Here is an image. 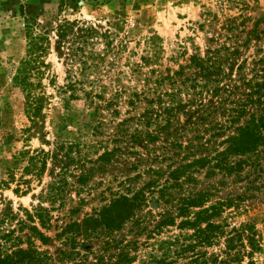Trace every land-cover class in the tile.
<instances>
[{"label":"rangeland","instance_id":"obj_1","mask_svg":"<svg viewBox=\"0 0 264 264\" xmlns=\"http://www.w3.org/2000/svg\"><path fill=\"white\" fill-rule=\"evenodd\" d=\"M59 1L0 0V178H6V168H13L16 180L29 179L28 188L23 184L19 191H15L16 180L0 184V244L11 247L16 243L13 237L17 236L23 240L21 247H26L29 231L26 227L20 229V223L32 224L27 212L35 214L42 207L48 209L52 217L50 228L39 227L50 240L42 244L34 239L38 250L45 251L46 259L42 264H72L74 261L88 264L100 258L112 262L116 259L114 254L132 240L138 250L144 252L150 249L149 243L154 245L157 241L158 245L161 240L179 238L172 246L179 251L181 241L191 240L188 236L193 229L180 228L178 223L186 216L192 218L194 211L190 208L180 212L179 207L186 204L185 199L196 189L213 185L217 192L211 199L234 198V205L225 209L219 219L228 225L227 230L238 229L241 242L235 241L236 247L232 250L226 248L225 237L211 246L202 244L191 250L186 247L185 251L175 254L172 264H187L194 252L202 255L203 264H210L212 256L226 258L228 251L237 257L236 264H249V260L253 264H264V170L261 167H244L240 178L239 174L222 178L221 174L208 176L205 168L197 172L191 166L185 168V174L171 180L169 173L179 164L177 162L193 159V149H169L165 134L151 143L133 142L129 138V132L141 126L136 122L145 107L162 111L158 117L166 116L163 104L170 102V93L178 87L185 101V86L193 85L196 79L200 84L204 82L206 77L200 75L196 67L182 70L179 67L189 65L188 57L192 53L203 56L207 50L225 53L224 48L234 49L233 53L225 54L230 61L224 62L223 73L235 80L225 78L221 87L237 85L239 91H249L246 83L250 78L264 82V0H83L79 9L62 13ZM27 15H35L44 25H55L65 15L78 19L83 27L108 31L114 43L120 44L119 51L109 53L105 61L110 67L111 83L119 85L126 93L140 92L147 87L153 92L152 88L156 87L153 95L161 92L162 102L154 101L149 105L140 101L134 108L123 103L115 113L114 106L97 108L85 99L65 98L58 91L64 84L66 67L51 45L45 57L49 65L42 79L48 97L38 124L31 126L24 112L23 96L11 84V76L25 54ZM232 18L234 24L230 25L228 21ZM258 19L257 29L250 31ZM141 56L148 57L147 63ZM135 64L142 65L138 74H132ZM158 79L161 82L157 84ZM104 83L109 85V78ZM193 90L195 88L191 87L189 92ZM258 95L254 94V99ZM221 97V94L214 98L196 94V102L173 110V126L190 127L187 122L193 118L181 112L201 106L200 98L206 103L205 107L210 108ZM254 107L257 105H250L248 112ZM126 118L132 119L125 124L121 122ZM224 118L217 116L220 122ZM244 120L241 118L240 123ZM120 123L129 130L121 132ZM180 132L179 142L183 145L204 141L209 136L208 132L199 135L203 138H194L193 131ZM222 147L224 145L219 146ZM105 150L112 152L106 159H98ZM22 151L27 153L20 155ZM30 154L40 157L45 154L47 158L46 167L38 176H34L31 169L23 170ZM262 156L259 161L264 165ZM140 188L146 193L147 201L120 228L108 231L98 224L86 233V224L80 228L73 226L70 229L73 240L61 233V228L69 221L81 224L88 215L97 214L120 195L130 197ZM53 191L60 193V197L52 199L49 195ZM162 215L175 216V224L164 226L156 234L153 226ZM135 220H143L146 230L136 233ZM35 222L38 223L37 219Z\"/></svg>","mask_w":264,"mask_h":264},{"label":"trees","instance_id":"obj_2","mask_svg":"<svg viewBox=\"0 0 264 264\" xmlns=\"http://www.w3.org/2000/svg\"><path fill=\"white\" fill-rule=\"evenodd\" d=\"M82 2L83 0H60L59 10L61 13L77 10L81 7ZM233 20L234 18L230 19L228 23L230 25L234 24ZM259 21L260 19L253 24L250 31L257 29ZM24 27L25 54L19 60L11 76V84L18 88L23 96L24 112L31 126L38 124V119L48 97L43 90L42 79L45 69L49 65L45 57L49 54L51 45L54 47L57 57L62 59L66 67L64 84L59 86L58 91L65 98L85 99L89 103L95 104L97 108L114 106L113 111L115 113L118 112V107L123 103L134 108L135 104L140 101H145L149 105H152L154 101L157 104L162 102L161 92L157 96L153 95L156 92V87L152 88L153 92H151V88L147 87L146 90L140 92L133 90L126 93L125 89L111 83L110 67L105 61L109 53L119 51L120 44L114 43L108 31H101L92 26L83 27L78 19H70L65 15L55 25L41 24L35 15H27ZM224 49L225 53H219L220 50H207V54L203 56L198 52L190 54L188 57L189 65H180L179 67L181 70L184 67H196L199 74L206 77L204 82L200 84L199 79H196L197 81L193 80V85L185 86L184 94H187L185 101H183L182 91L178 87L177 92L170 93V102L163 104V112L166 116L158 117L159 113L163 114L162 111L160 112L154 107L149 109L145 107L144 111L138 114L139 118L136 122L141 126H136L132 129V132H129V138L133 142L145 141L151 143L159 140L161 134H165L164 141H168L169 149H193V159L186 162H177L179 164L169 173L171 180L173 178L177 179L183 173L185 174V168L191 166L197 172L205 168V174H208V176L221 174L222 178L231 174H239L247 166L261 167L264 170V165L259 161L260 155L264 156V75L262 77L263 83L255 78L248 80L246 85L249 86V91H239L237 85L221 87V82L225 78L229 81L235 80L223 73L224 62L229 60L225 57V54L233 53L234 49L232 51L229 48ZM235 49V51L238 50L237 47ZM140 59L144 63L149 60L148 57L144 56H141ZM140 66L142 65L135 64L134 68H131L132 74H138ZM238 66L240 67V64ZM107 78H109V85L104 83ZM160 82L161 79L156 81L157 84ZM191 87L195 90L190 93ZM256 93L259 95L254 99ZM150 94H152V97H149ZM196 94L208 95L210 98L221 94L222 97L210 108L205 107L206 103L203 104V99L200 98L199 103L201 106L196 107L194 110L190 109V112H181L189 114L193 118L187 122L190 127L181 124L173 126L174 122L171 121L173 110L196 102L198 100ZM255 104L257 107L248 112V107ZM217 116H225L223 122L218 121ZM131 117H134V115ZM241 118L245 119L242 123H240ZM131 119L126 118L121 122L127 123ZM120 125H122L120 127L121 132L129 130L123 127L122 123ZM228 130H231V132L226 133ZM180 131H193L195 133L194 138H203L199 135L208 132L209 136L204 141L198 143L190 141L188 145H183L179 142V137H182ZM217 137L223 139L218 140ZM221 145H224V147L219 148ZM111 152L105 150L98 159H106ZM25 153L27 151L19 152L20 155ZM197 153L201 155L195 157ZM38 158H40L39 161ZM154 158L156 159L158 156ZM161 159L165 158L161 157ZM26 160L27 165L23 167V170L30 171L31 169L34 176L40 175L46 167L47 158L45 154H42L41 157L37 154H30ZM152 171L154 172V169ZM238 178H240V174ZM8 180H16L13 168H6V178L1 177L0 184H5ZM28 182L29 179L24 177L17 179L15 191L22 190L23 184L28 188ZM215 192L217 190L213 185L202 190L196 189L194 193L187 196L188 198L185 199L186 204L179 207L180 212L190 208L194 209L192 218L186 216L178 223L180 228L190 226L193 229V233L188 236L191 240L188 243L181 241V247H178L180 248L179 251H185L186 247L191 250L202 244L211 246L222 237H225L226 248L232 250L236 247L235 241L237 243L241 240V233L238 232V229L233 227L227 230L228 225L219 219L225 209L234 205V198L229 196L222 199L217 196V199H211L216 195ZM145 195L146 193L142 188L133 191L130 197L120 195L111 205L103 206L97 214L88 215L82 220L81 224L76 221H69L61 228V233H66L67 239L73 240L75 237L70 232L73 226L80 228L86 224L87 226L84 228L86 233L98 224H101L108 231L118 229L126 220L134 216L135 210L140 209L146 203L147 197ZM49 196L54 199L60 197V193L53 191ZM51 218L49 210L46 208L39 207L35 214L27 212V219L32 224L25 221L20 223V229L26 227L29 231L26 234L27 246L21 247L23 240L17 236L13 237L12 240H16V243L11 247L7 248L0 244V264H42L46 259L45 251L38 250L34 239H38L42 244H46L50 240V237L41 231L39 227L45 230L50 228ZM35 219L38 223L35 222ZM175 219L173 215H162L153 226L156 234L164 226L174 225ZM134 224L137 225L136 233H142L146 230V224L143 220H135ZM151 232L154 233L153 230ZM178 239L175 238L172 241L161 240L158 245H156L157 241L154 245L149 243L151 244L150 249L144 252L138 250L139 247L134 240L128 241V244H125L119 252L114 254L116 257L114 261L109 262L104 258H100L97 262L88 264H134L135 262L137 264H172L175 260V254L180 253L175 251L176 247L172 248V246H175L174 242L180 241ZM226 254L228 255L226 258H219L217 255L212 256L210 264H236L237 257L235 259L229 251ZM201 256L199 252H194L187 264L205 263L200 260ZM248 263L253 264V261L249 260ZM72 264L85 263L74 261Z\"/></svg>","mask_w":264,"mask_h":264}]
</instances>
